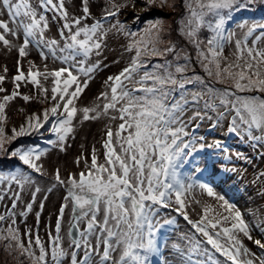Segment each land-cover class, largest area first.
I'll return each instance as SVG.
<instances>
[{
  "label": "snow or ice",
  "instance_id": "obj_1",
  "mask_svg": "<svg viewBox=\"0 0 264 264\" xmlns=\"http://www.w3.org/2000/svg\"><path fill=\"white\" fill-rule=\"evenodd\" d=\"M106 2L109 7L102 17L94 19L90 0H80L77 15L70 14L65 0H0V46L15 50L19 57L17 74L12 77L14 89L0 97V155L16 158L27 169L45 175L37 163L44 152L31 146L9 150L5 145L50 124L48 131L57 139L48 143L63 152L69 146L67 140L74 133L73 121L78 115L81 123L101 117L120 121L115 129L111 123L105 127L103 162L93 147L90 163L83 153L75 161L77 166L83 161L79 173H69L66 178L59 170L53 174L55 183L48 191L62 186L66 194L56 217L55 234L48 232L47 243L38 234L33 239L31 228L23 232L25 243L17 224L15 210L22 202L25 187L34 184L32 178L19 168L0 173V185L7 184V188H0V201L6 197L11 201V207L0 213V223L9 222L6 228L0 227V242L5 250L27 256L30 264H153V258H159L158 264H264V240L253 236V226L212 187L199 185L209 197L222 202L219 208L223 211L204 204L198 219L190 218L186 193L194 185L180 171L199 150L227 151L219 141L202 143L204 137L196 135L206 120L212 129L227 120L228 134L244 136L253 146H264V21L238 24L239 34H226L225 28L234 10L264 5V0H182L185 15L179 22L180 31L194 47L206 75L216 83L226 84L225 88L210 87L190 67L187 53L161 40L164 25L157 19L148 23L140 39L128 45L127 50L135 54L118 74L107 77L108 90L96 97L97 103L78 108L76 102L100 68L99 62L90 63L89 58L102 52L107 34L103 21L116 17L129 3L135 6L134 0ZM145 2L146 7L141 9L144 12L153 6L175 11V0ZM49 13L60 24L58 38L47 36ZM139 19L134 17V22ZM112 28L124 31L125 25L117 21ZM205 28L211 32L206 41L199 36ZM125 35L135 37L137 33ZM18 37L20 44L14 41ZM233 41V59L222 65L227 60L225 44ZM33 46L40 49L42 60H58L61 67L49 70L45 64L41 72L29 61L25 74L21 60ZM153 59L160 62L152 63ZM4 73L0 75V93L7 91L3 87L7 68ZM41 78H51L50 102L54 103L26 117L19 129L13 128L11 136H7L6 105L21 95V83H31L43 100H49V89ZM21 98L28 102L33 97ZM13 184L18 191L12 189ZM40 191L35 187L31 192V201L19 211L20 217L33 211ZM43 208L41 201L40 209ZM69 208L71 219L67 232L62 234L65 210ZM35 215L38 229L40 211ZM177 216L191 226V231L176 234L173 239L168 230L174 233ZM256 227L264 235V219ZM244 239L259 252L249 249ZM162 249L173 252L174 259H167Z\"/></svg>",
  "mask_w": 264,
  "mask_h": 264
},
{
  "label": "rangeland",
  "instance_id": "obj_2",
  "mask_svg": "<svg viewBox=\"0 0 264 264\" xmlns=\"http://www.w3.org/2000/svg\"><path fill=\"white\" fill-rule=\"evenodd\" d=\"M117 3L123 2V0H116ZM173 0H169L172 3ZM36 3V0H33ZM66 6L71 15H77L79 12L80 0H65ZM135 6L129 3V6L122 9L116 17H109L108 20L103 21L104 28L107 32L104 40V46L99 56L93 54L89 58L90 63H100L98 71L94 72L92 79L89 82V86L81 94L80 99L76 102L78 108L88 107L97 103L96 97L101 92L107 91L105 81L107 77L118 74L124 67H126L135 54L133 51H128L127 47L133 40L140 39L143 34V30L147 27L149 22L157 19L161 20L164 25V31L161 33V40L165 42H171L176 45L178 50H182L194 59L196 66L190 61V67L194 69L195 74L200 75L208 83L210 87L219 85L221 88H225L226 84L216 83L212 78L208 77L201 68L199 62L196 59V51L194 47L187 42V39L182 35L180 31V21L184 18L185 9L182 0H175V11L165 7L163 9L153 6L149 11L144 12L141 9L146 7L145 0H134ZM90 7L92 16L94 19L102 17L104 10L109 7L106 0H90ZM49 20L55 25L49 28V34L51 38H58V29L60 24L51 19V13L48 14ZM139 16L140 19L134 22V17ZM125 25L124 31H117L112 28V25L117 23ZM264 21V5L257 3L254 6H250L244 10H234L232 13V19L229 20L226 25L227 32L240 33V29L237 27L240 23H251ZM92 22L91 20L89 23ZM57 30V31H56ZM125 32L137 33V36L131 37L125 35ZM211 35L209 30L202 29L199 36L202 40H207ZM16 44L21 43V39L14 38ZM160 47H164L163 44ZM234 49V41L232 43L225 44L224 56L227 60L222 61V65L230 62L233 57L231 55ZM40 49L36 47H30L29 55L22 61L23 71L25 74L29 70V61H32L37 68L42 72L44 71V65L47 64L48 69L52 70L61 67L60 62L52 58L46 61L42 60L39 55ZM191 52L194 53L192 58ZM19 58L15 50H6L0 46V75H4V69L7 68L6 79L3 83V87L7 90L5 93H0V97L3 95L11 94L14 89L12 83L13 74L15 70L16 59ZM172 59L171 56L168 57ZM152 63L160 62L156 59L151 61ZM183 62V61H181ZM37 69H33L36 71ZM189 74H192L191 72ZM41 81L45 87L49 89L47 95L50 97L51 78L48 81ZM18 95L11 102L6 105V123L4 124L5 133L7 136H11L12 129L19 127L25 122L26 117L33 113H41L44 109L51 107L52 103L49 100L45 101L39 96L38 90L31 83H21ZM28 95L33 97L30 101L25 102L21 96ZM191 115V112L188 113ZM210 115H214L210 113ZM119 120L109 121L107 117H101L97 120H89L80 122L79 115L77 119L73 121L75 130L72 136L67 140L69 145L65 151L61 152L58 147H50L44 150V155L37 161L42 165L45 175L35 173L26 166L19 164L18 168L26 172L34 181V184L26 186L21 193V201L18 203L17 212V224L21 230L22 239L27 243V238L23 236V232L26 228H31L33 239L38 234L45 243H47L48 232L54 233L56 217L58 210L62 203H64V196L66 189L62 186H57L51 192L48 189L55 183L53 174L56 170L60 171L61 177L66 178L69 173H79L83 168V161L79 166L75 161L81 156V153L91 162V151L93 147L97 150L98 159L103 162V148L102 142L105 136L106 125H112L113 129L119 123ZM210 121H204L202 126L196 130L198 136L204 137L202 143L210 144L215 141H219L223 148L227 151H221L216 149L204 148L193 154L191 158H188L183 167L180 169L183 177L188 183L194 185L189 193H186L187 199L190 201V206L187 211L191 219H198V213L201 212L202 205L209 204L214 209L223 211L219 208L220 201L214 197H209L206 192L200 189V184H205L212 187L213 191L223 196L229 203L234 205L243 215L244 219L253 226V236L257 239L264 240V235L261 234L260 229L256 225L261 219H264V146L255 145L253 142L246 140L244 136H238L236 134L227 133V120L221 121L220 125L215 129H207L210 127ZM50 124H46L39 132H32L29 135L17 137L16 140L10 144H6L5 147L9 150H13L17 147H29L31 140L34 137H39L40 140L44 139ZM53 141H56L53 140ZM83 146V147H81ZM18 163V159L12 158ZM10 158L6 155H0V165L5 162H9ZM7 166V165H6ZM10 166V164H9ZM199 168V171H197ZM17 169V168H16ZM16 169H13L14 172ZM0 173H3L0 171ZM6 174V173H5ZM215 178H220L219 186L214 188ZM39 187L41 191L37 193L36 202L33 204V211L27 215V217H20L19 211L23 210L24 204L31 201V192ZM0 188H7V184L0 185ZM12 189L18 191V187L13 184ZM11 195V193H9ZM45 197H47L45 199ZM44 202V208L40 209V202ZM199 201L200 203H196ZM11 207V201L6 197L4 201H0V213H5ZM40 211V222L37 229L36 215L35 213ZM225 214H227L225 212ZM176 214H171L175 216ZM178 217V216H177ZM71 219L70 208L65 210L64 219L62 222L63 233L67 232L69 226V220ZM9 222L0 223V227L6 228ZM183 226V225H182ZM191 231H185V227H179L172 235L175 239L176 234ZM6 234V233H5ZM245 245L254 252H259L256 246L244 239ZM64 246L67 247V238L65 236ZM170 261L174 259L175 254L166 249L164 256ZM219 259H223L218 257ZM0 264H30L27 256L20 255L18 252L11 250H5L3 242H0Z\"/></svg>",
  "mask_w": 264,
  "mask_h": 264
},
{
  "label": "trees",
  "instance_id": "obj_3",
  "mask_svg": "<svg viewBox=\"0 0 264 264\" xmlns=\"http://www.w3.org/2000/svg\"><path fill=\"white\" fill-rule=\"evenodd\" d=\"M191 54V56H192V58H193V56H194V53L193 52H191L190 53ZM192 61V63L194 64V66H196V63H195V61H194V59L193 60H191ZM29 142H31V144H34L35 143V141L34 140H29ZM27 147V146H26ZM12 160V161H11ZM14 161H16V160H14V159H10L9 160V162L7 163V162H5L3 165L5 166V169L4 170H7V169H9L10 168V166H13V167H15L14 166ZM9 164H10V166H9ZM7 165V166H6Z\"/></svg>",
  "mask_w": 264,
  "mask_h": 264
},
{
  "label": "bare ground",
  "instance_id": "obj_4",
  "mask_svg": "<svg viewBox=\"0 0 264 264\" xmlns=\"http://www.w3.org/2000/svg\"><path fill=\"white\" fill-rule=\"evenodd\" d=\"M26 148V146H24ZM5 169V166L4 165H0V171L1 170H4Z\"/></svg>",
  "mask_w": 264,
  "mask_h": 264
}]
</instances>
